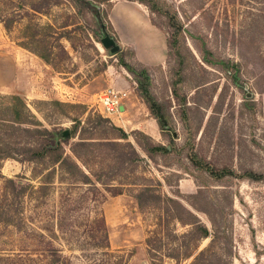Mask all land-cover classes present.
I'll use <instances>...</instances> for the list:
<instances>
[{
  "label": "rangeland",
  "instance_id": "374dc122",
  "mask_svg": "<svg viewBox=\"0 0 264 264\" xmlns=\"http://www.w3.org/2000/svg\"><path fill=\"white\" fill-rule=\"evenodd\" d=\"M40 1L0 0V20L6 17L10 24L7 30L0 21V94L22 96L37 119L56 132L70 130L68 116L86 110L69 142L96 137L80 128H95L100 114L121 127L133 144L130 134L140 130L171 152L156 162L141 152L147 162L122 168L108 185L85 184L58 168L43 183L47 162L21 161V155L0 159V264H190L192 258L184 253L194 245L198 250L208 246L211 235L197 241L184 236L190 225L172 217L186 219L181 211L139 208L128 183L142 177L159 179L161 192L178 199L207 226L214 244L204 254L205 264H264V179L244 177L250 170L264 173V0H157L175 10L183 25L169 58L165 42L156 43L149 35L145 39L142 31L120 21L118 35L110 20L118 2L152 16L168 30L163 17L137 1L110 0V8L100 7L107 12L106 31L119 51L112 54L96 37L74 38V48L60 39L69 55L59 69L20 45L26 31H38L33 24L60 25L66 13L74 12L63 0L45 15L35 10ZM27 24L33 28L27 30ZM96 30L89 25L90 35ZM161 36L165 39L163 32ZM135 47L140 58L148 48L159 51V61L148 57L142 63ZM177 52L182 70H177ZM122 57L147 67L151 92L168 116L164 131L138 98ZM177 71L184 77L181 82H176ZM108 88L120 93L125 109L118 115L107 116L97 102L98 93ZM87 114L93 118L86 125ZM5 128L12 132L16 127ZM13 132L14 142L27 141L28 134ZM64 148L68 151L69 145ZM202 162L232 174L216 180L199 166ZM119 182V194L107 187ZM199 188L203 194L191 197ZM188 198L206 212L193 208Z\"/></svg>",
  "mask_w": 264,
  "mask_h": 264
},
{
  "label": "trees",
  "instance_id": "16d2710c",
  "mask_svg": "<svg viewBox=\"0 0 264 264\" xmlns=\"http://www.w3.org/2000/svg\"><path fill=\"white\" fill-rule=\"evenodd\" d=\"M137 1L145 5L150 12L157 13L159 17H163V24L168 27V30L159 23H157L152 16H149L151 24L159 28L165 35V43L167 48V56L169 58L170 52L175 48L179 37L182 33V23L178 20L175 10H167L164 3L157 0H129ZM74 12L66 13L64 20L60 25L45 22L43 24H33L38 28V31L25 32L20 45L38 56L45 64L51 65L54 69H59V63L64 58L68 57V52L65 46L61 44L60 39H65L70 46L74 48V38L83 39L96 37L100 42L99 36H103L106 31L104 20L107 21L106 10L100 7L101 4H106L108 8L111 7L110 0H67ZM65 4L63 0H41L39 6L35 10L42 14H47V10L52 6H59ZM262 13V9L258 13ZM2 15V14H1ZM258 14H255L257 16ZM1 17V16H0ZM186 19H188L186 15ZM4 28L9 29V19L1 18ZM96 26V31L90 35L89 25ZM33 26L27 24V30L32 29ZM54 35V43L51 42V37ZM119 51V50H118ZM131 53V52H130ZM178 62L177 70H182L183 58L180 53L174 56ZM204 61L209 62L204 58ZM121 65L132 76L136 83L135 91L138 98L147 106L151 116L156 120L159 128L164 131L168 127V116L164 111V106L161 104L151 92L150 80L151 76L146 66L140 62L129 63L123 57L121 58ZM60 71V70H58ZM180 71L176 73V82H181L183 76ZM173 92L177 97L176 84L173 86ZM57 106H63L65 103L59 101H52ZM51 103V104H52ZM186 104L183 99L182 105ZM73 108L82 107L80 104H69ZM86 110L74 112L71 119L72 127L69 130L68 136L64 139L55 140L56 136L61 132H56L46 128L43 123L37 119L30 108L27 106L24 98L18 94L3 95L0 94V159L16 158L21 155V161L29 162H47L43 169V183L49 182L55 169L58 168L68 176V178L79 180L85 184H93L100 182L106 185L114 180L113 177L136 162L147 160L141 155L143 152L149 159L156 162L157 158L163 159L171 151L168 147L160 142H155L153 138L140 130H134L130 134L133 137V142L128 139V134L118 126L111 124L108 118L97 114L98 122L94 123L95 128H80L83 132L92 130L97 133L96 137L91 135L82 136L76 141L69 142L77 131V127L81 124V117ZM65 114V113H64ZM46 118V117H45ZM91 114H87L84 119L85 124H89L92 119ZM109 123V124H108ZM13 128L12 132L5 127ZM13 131L28 134L27 141L22 144L12 140ZM98 132L100 134H98ZM69 145V150L66 151L64 145ZM157 157V158H156ZM201 168L207 170L211 176L216 180H220L226 174H232L229 170H216L209 166L207 162L199 164ZM244 177L251 180L264 179V173H257L252 170L244 173ZM165 183L169 184L166 179ZM11 183V181H10ZM118 185H111L109 187L113 193H121L123 190L122 182ZM108 185V184H107ZM128 187L132 190V197L139 208L145 206H156L162 208L167 214L173 211H181L186 215V219L180 215L172 216L178 222L184 225H190V230L184 236H190L194 241L198 239L207 238L211 235L209 245L198 250V247L184 253L185 258H192L190 264H205L204 254H206L214 244V237L205 224H203L198 217L187 209L178 199L164 194L159 189L163 183L159 179L142 177V180L137 182L133 179L128 183ZM205 186V184H203ZM44 185H41L43 188ZM206 187V186H205ZM204 190H199L192 194L191 197H198L202 195ZM189 204L197 210L206 212L198 206L192 199H187ZM182 245V244H180ZM175 259V258H174ZM176 262L178 260H175ZM57 263V262H56ZM51 264H55L52 261ZM209 264V263H208Z\"/></svg>",
  "mask_w": 264,
  "mask_h": 264
},
{
  "label": "crops",
  "instance_id": "0c3cea01",
  "mask_svg": "<svg viewBox=\"0 0 264 264\" xmlns=\"http://www.w3.org/2000/svg\"><path fill=\"white\" fill-rule=\"evenodd\" d=\"M130 11H132V12H130ZM123 12L129 13L130 17H126ZM110 20H111V23H112L115 31H117L118 35H119V31L116 28V23L118 21H120L121 23L123 22L124 25H127L130 28H137V29H139V31H142L143 34L146 35V36H144L145 39H148V35H149V36H153L155 38L156 43L159 42V44L162 45V43L165 42V39H163L161 36L162 35L161 30L159 28H157L156 26H154L153 24H151L148 17L142 16V14L139 11H137L136 8L130 7L129 5H127L124 2H118L112 7ZM157 40H159V41L157 42ZM164 45L166 47V43ZM159 50H160V48H159ZM159 54H160L159 51L154 52L150 48H148L145 55H144L145 57L140 58L138 56L137 47H135L136 57H138V59H140L139 61H141L142 63H145V64H146V61L144 59H148V57L151 59H155V60L159 61V57H158ZM147 63H151V62L147 61ZM157 63H159V62H157ZM123 109H125L124 106H123Z\"/></svg>",
  "mask_w": 264,
  "mask_h": 264
},
{
  "label": "built area",
  "instance_id": "2783aa9c",
  "mask_svg": "<svg viewBox=\"0 0 264 264\" xmlns=\"http://www.w3.org/2000/svg\"><path fill=\"white\" fill-rule=\"evenodd\" d=\"M119 94L118 90H113L111 88L98 93L97 102L107 116L121 113L122 109H120V106L123 105L120 101L121 96H119Z\"/></svg>",
  "mask_w": 264,
  "mask_h": 264
},
{
  "label": "water",
  "instance_id": "95a60500",
  "mask_svg": "<svg viewBox=\"0 0 264 264\" xmlns=\"http://www.w3.org/2000/svg\"><path fill=\"white\" fill-rule=\"evenodd\" d=\"M100 43L104 48L109 49V51L112 54L116 53L120 48V46L115 42V40L106 32L100 38ZM120 109H123V106H120ZM68 134H69V129L65 128L64 130L61 131L60 134L56 136L55 140L57 141L58 139H64L66 136H68ZM140 264H148V263L146 260H141Z\"/></svg>",
  "mask_w": 264,
  "mask_h": 264
}]
</instances>
